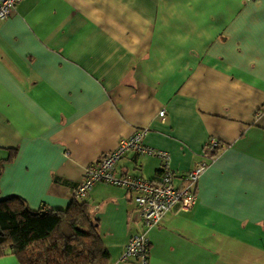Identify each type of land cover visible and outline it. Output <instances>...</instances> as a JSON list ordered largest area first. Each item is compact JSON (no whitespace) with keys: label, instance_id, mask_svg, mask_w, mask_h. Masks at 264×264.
Here are the masks:
<instances>
[{"label":"crops","instance_id":"obj_1","mask_svg":"<svg viewBox=\"0 0 264 264\" xmlns=\"http://www.w3.org/2000/svg\"><path fill=\"white\" fill-rule=\"evenodd\" d=\"M138 131L177 188L221 145L192 209L148 233L149 264H264V0H21L0 20V200L65 210ZM160 165L131 150L114 175L155 182ZM79 201L110 264H136L120 260L143 231L130 193L97 183Z\"/></svg>","mask_w":264,"mask_h":264},{"label":"built area","instance_id":"obj_2","mask_svg":"<svg viewBox=\"0 0 264 264\" xmlns=\"http://www.w3.org/2000/svg\"><path fill=\"white\" fill-rule=\"evenodd\" d=\"M21 0H0V20L11 16ZM252 1V0H248ZM164 119L165 112L159 113ZM145 131H138L131 137L122 139L115 150L107 153L93 165L88 166L83 175V181L75 191V199H83L96 183H106L124 188L130 193L137 207L143 231L132 235L120 257L121 261H135L136 264H149L148 233L157 227L165 214L175 206L183 211L192 209L195 205V185L200 175L206 170L208 160L216 155L220 144L211 140L193 169L183 177V185L179 188L173 183V172L170 167V158L167 152L157 151L143 145ZM135 150L139 154L156 156L161 160L159 180L146 181L139 177L114 175V169L124 154Z\"/></svg>","mask_w":264,"mask_h":264},{"label":"trees","instance_id":"obj_3","mask_svg":"<svg viewBox=\"0 0 264 264\" xmlns=\"http://www.w3.org/2000/svg\"><path fill=\"white\" fill-rule=\"evenodd\" d=\"M6 256L19 264H110L88 204L77 199L48 211L18 196L0 200V258Z\"/></svg>","mask_w":264,"mask_h":264}]
</instances>
